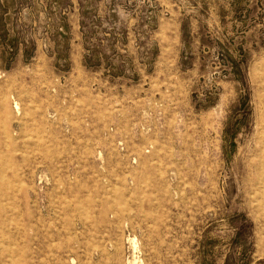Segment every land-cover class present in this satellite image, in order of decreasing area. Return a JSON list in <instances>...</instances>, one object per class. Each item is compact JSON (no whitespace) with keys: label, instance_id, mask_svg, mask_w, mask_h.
<instances>
[{"label":"rangeland","instance_id":"obj_1","mask_svg":"<svg viewBox=\"0 0 264 264\" xmlns=\"http://www.w3.org/2000/svg\"><path fill=\"white\" fill-rule=\"evenodd\" d=\"M131 262L264 264V0H0V264Z\"/></svg>","mask_w":264,"mask_h":264},{"label":"bare ground","instance_id":"obj_2","mask_svg":"<svg viewBox=\"0 0 264 264\" xmlns=\"http://www.w3.org/2000/svg\"><path fill=\"white\" fill-rule=\"evenodd\" d=\"M134 240V239H133ZM136 240V239H135ZM136 247V246H135ZM133 258V257H132ZM136 258V257H135ZM130 264H135V262H131Z\"/></svg>","mask_w":264,"mask_h":264}]
</instances>
